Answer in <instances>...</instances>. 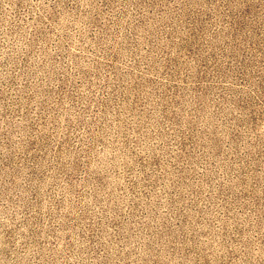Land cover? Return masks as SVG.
<instances>
[{"label": "rangeland", "instance_id": "obj_1", "mask_svg": "<svg viewBox=\"0 0 264 264\" xmlns=\"http://www.w3.org/2000/svg\"><path fill=\"white\" fill-rule=\"evenodd\" d=\"M0 264H264V0H0Z\"/></svg>", "mask_w": 264, "mask_h": 264}]
</instances>
